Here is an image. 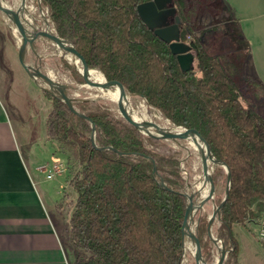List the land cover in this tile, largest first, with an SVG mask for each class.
Listing matches in <instances>:
<instances>
[{
	"label": "trees",
	"instance_id": "obj_1",
	"mask_svg": "<svg viewBox=\"0 0 264 264\" xmlns=\"http://www.w3.org/2000/svg\"><path fill=\"white\" fill-rule=\"evenodd\" d=\"M150 1L42 0V6L58 36L74 44L89 69L120 81L128 96L143 99L175 127L196 129L215 159L228 166L230 191L213 233L227 251L224 264H241L235 226L251 232L252 224L264 220V84L245 75L244 54H218L213 40L207 43L199 34V22L212 16L217 0H173L182 41L195 53L188 72L140 18L138 6ZM62 62L81 83L80 73ZM43 95L52 105L47 138L69 153V166L73 157L79 167L69 169L77 263L184 264L187 181L181 152L146 137L110 101L80 99L76 113L48 91ZM213 179L216 191H224L215 197L219 206L228 174L215 166ZM208 228L202 216L197 235L205 261L213 264Z\"/></svg>",
	"mask_w": 264,
	"mask_h": 264
},
{
	"label": "crops",
	"instance_id": "obj_2",
	"mask_svg": "<svg viewBox=\"0 0 264 264\" xmlns=\"http://www.w3.org/2000/svg\"><path fill=\"white\" fill-rule=\"evenodd\" d=\"M222 1L244 34H264V0ZM1 51L0 264H78L71 243V214L59 207L65 195L76 199L69 183V153L48 140L46 118L51 109L41 108L39 84L9 57L13 51L5 38L2 42L0 30ZM254 75L264 84V48L258 46ZM56 168L60 172L47 179L48 171ZM43 176L64 189L62 198L58 200L60 191L55 193V186L54 191L43 186Z\"/></svg>",
	"mask_w": 264,
	"mask_h": 264
},
{
	"label": "rangeland",
	"instance_id": "obj_3",
	"mask_svg": "<svg viewBox=\"0 0 264 264\" xmlns=\"http://www.w3.org/2000/svg\"><path fill=\"white\" fill-rule=\"evenodd\" d=\"M1 2L7 6V9L12 10L16 9L20 2L26 3L28 12H30L28 14H30L34 19L32 27L34 29H38L39 32L46 31L49 34H56L53 24H51V26L53 27L54 32L51 31L50 27L47 28L44 25L38 12L36 0H1ZM214 8L216 9V13L214 12L216 15L213 13L209 18L202 19L199 22V26L201 27L199 34L203 35V39L207 43L213 40L212 48L218 54H244L245 75L247 77L256 78L254 75L255 50L257 46L258 48H264V34H244L240 26L238 25L237 20L234 18L231 9L222 0H217ZM171 22L173 23V20ZM0 30L2 32V42H4L5 38V42L8 45V50L13 51L9 52V57H12L14 63H16L17 65V61H19V51L22 46V35L19 31H17V27L15 26V24L4 12H0ZM3 55L4 54L1 51L0 63L4 61ZM67 55H69L67 52H64L58 47L52 45L47 38L38 37L36 40L28 43L25 50L24 59L26 65L32 71H41L53 81L60 84L64 88L67 97L71 100V102H75L80 99L105 100L110 101L117 110L115 102L111 101L109 98L103 97L99 89L88 87L85 84L82 76L81 83L77 80V77L74 75L72 70L66 67L62 62V60H65L72 68L78 71L76 65L68 59ZM20 67H22V65ZM37 83L41 88V90H39V95L43 97L41 100V108L46 107L48 108V110H50L52 105L51 102L45 100L43 95V88L54 93L55 91L49 84L45 83L44 81L38 80ZM129 97L137 109L143 110L144 108H146L148 110L149 114L146 120L152 121L159 125L161 124L166 126L167 124H169V126L175 127L157 110L148 107L143 99L139 97ZM156 115H160L163 120H158L155 117ZM161 141H163L168 147L173 148L175 151L181 152V171L184 179H186L187 181L185 193L190 197L194 191L197 177L201 173L198 151L192 148L190 142L187 139ZM160 151H164V149H160ZM78 168L79 167L77 161L72 157L69 169L75 172L78 170ZM42 179L43 181H45V176H43ZM43 183V186L50 187L51 191H54L53 186H55V188L57 189L55 193L60 191L58 200L64 196V189L59 188L55 181H45ZM223 192L224 191L222 188H218L215 197L216 195L223 194ZM72 198H74L73 194H69L68 197H65L62 202V207H65L66 211L68 212H70L71 210L70 202L73 201ZM216 207V201L214 203H207L201 212L195 214V223L199 218L201 219L202 216L208 217L209 220V218L213 215ZM67 217L68 214L65 215L66 219ZM263 221L260 224H252L250 226L251 232H248L240 226H235L234 231L240 246L239 261L241 264H264V238L262 236V234L264 233L262 229ZM194 225L195 224H189V228L193 229ZM215 225H219L218 219H216L214 226ZM189 242L191 243L193 250V241L189 239ZM218 246H221L220 243ZM218 246L212 244L214 253L213 264H216L217 260L220 257ZM185 254L186 255L183 262L184 264H196L191 251L186 250Z\"/></svg>",
	"mask_w": 264,
	"mask_h": 264
},
{
	"label": "water",
	"instance_id": "obj_4",
	"mask_svg": "<svg viewBox=\"0 0 264 264\" xmlns=\"http://www.w3.org/2000/svg\"><path fill=\"white\" fill-rule=\"evenodd\" d=\"M1 1V0H0ZM24 1V0H23ZM37 8L39 15L44 23V25L48 28L52 24L51 21L48 19L45 10L42 6V0H36ZM138 13L144 24L165 43L169 44L170 49L174 55L177 56L181 69L184 72H188L194 69L195 63V53L192 49V46L186 42L182 41L181 38V19L177 16V10L174 7L173 0H152L147 3H143L138 6L137 8ZM0 12L6 13L10 20L15 24L17 27V31L23 37V43L19 51V62L26 71V73L34 80V81H44L45 83L49 84L51 87L55 86V88L59 91V94L48 91L47 89L43 88V90L48 91L53 96L57 97L58 99L62 100L63 102L67 103L72 110L74 109V103L67 97V94L64 88L49 78L46 74L41 71H32L25 63L24 54L28 43L32 42L29 41L27 38V32L23 22L21 20V16L17 11L12 9H4L3 6L0 4ZM174 20L173 23L171 21ZM54 26V25H53ZM47 39L50 43L64 52H67L69 55H72L81 64V69H78L80 72L85 84L90 88H95L99 90H108L113 85H117L120 91V96L117 101H115L117 111L121 117H123L129 124L138 128V130L144 134L146 137L157 139V140H180V139H187V137H192L197 139L200 142V150L198 151V157L200 165L202 166L203 170L208 173V181H207V188L208 192L205 198L199 203L196 204L190 201V197L185 193L186 200H187V209L183 220V250H184V258H185V235L186 230L188 229V233L191 235V241H193V250L192 256L195 260L196 264H208L203 255L200 240L197 235V230L200 222V218L195 223L194 216L196 213L201 212L205 205L209 202H215V194H216V187L213 179L214 168L215 166L223 167L227 174H228V183L225 190V197L221 205L215 208L213 215L209 218V228L208 234L211 240V243L214 245H220V257L217 260L216 264H224L227 259V251L224 249L222 241L218 240L213 233V227L216 219L220 220L221 213L225 204V201L229 195L230 185H231V175L228 166L215 159L210 146L208 145L207 141L203 138V136L196 130V129H187L183 127H176L178 129L177 132L169 133L164 131L161 127H159L156 123L148 120H137L133 119L131 115H129L125 101L127 99V91L123 84L118 80H107L102 83H95L86 77L87 72L91 71L89 69L87 62L83 55L76 49L73 43L64 40L58 36V34L49 35ZM105 77V76H104ZM53 88V87H52ZM54 89V88H53ZM112 101V100H111ZM78 113L77 111H75ZM85 118V116L82 115ZM155 129L157 131L156 134H153L150 130ZM188 140V139H187ZM93 141L95 142V134L93 136ZM210 162V166L206 165V162ZM161 186L166 187V185L161 182ZM189 224H195L194 228H189Z\"/></svg>",
	"mask_w": 264,
	"mask_h": 264
},
{
	"label": "bare ground",
	"instance_id": "obj_5",
	"mask_svg": "<svg viewBox=\"0 0 264 264\" xmlns=\"http://www.w3.org/2000/svg\"><path fill=\"white\" fill-rule=\"evenodd\" d=\"M0 4L3 6L4 9H7V6L2 3L0 1ZM14 11H17L20 16H21V20L23 22V25L25 26L26 32H27V38L29 39V41H34L36 40L38 37H43V38H47L49 35H54V34H49L46 31L43 32H39L38 29H34L32 27V24L34 22L33 17L28 14L30 12H28L26 3L20 2L17 6L16 9H14ZM22 43H23V37H22ZM68 59L70 61H72L76 67L78 69H81V64L78 61V59H76L75 57H73L72 55H67ZM71 63V62H70ZM86 77L88 79H90L91 81L99 84L105 81V77L104 75L97 71V70H91L89 72H87ZM54 88L55 93L59 94V91L55 88V86H52ZM101 94L103 97L109 98L110 100H112L113 102L117 101L119 96H120V91L117 85H113L110 89L108 90H100ZM125 105L127 108V111L129 113V115H131V117H133V119H137V120H146L147 116L149 114L148 110L146 108H144L143 110H139L137 109L134 104L132 103L131 99L129 96H127V99L125 101ZM138 107V106H137ZM144 107V106H143ZM158 120L162 121V117L160 115H156L155 116ZM159 127H161L164 131L169 132V133H174L177 132L178 129L176 127H172L169 126V124L165 125H159L157 124ZM153 134H156L157 131L155 129H151L150 130ZM188 141L190 142L192 148L196 151L200 150V142L192 137H187ZM207 166H210V162L207 161L206 162ZM208 173L205 172L201 166V173L200 175L197 177V182L194 188V191L192 193V195L190 196V201L194 202L196 204H199L207 195L208 192V188H207V181H208ZM186 235H185V247L187 251H191L192 252V245L189 242V239L191 238V235L188 233V229L186 230ZM188 259V258H187Z\"/></svg>",
	"mask_w": 264,
	"mask_h": 264
},
{
	"label": "built area",
	"instance_id": "obj_6",
	"mask_svg": "<svg viewBox=\"0 0 264 264\" xmlns=\"http://www.w3.org/2000/svg\"><path fill=\"white\" fill-rule=\"evenodd\" d=\"M42 170L45 171L46 168L44 167V168H42ZM59 172H60V171H59L57 168L54 170V172L51 171V170H49V171H48L49 174L47 175V179H49V180L53 179V177H54V173H59ZM262 229H263V231H264V221H263ZM262 236H263V238H264V233L262 234Z\"/></svg>",
	"mask_w": 264,
	"mask_h": 264
},
{
	"label": "flooded vegetation",
	"instance_id": "obj_7",
	"mask_svg": "<svg viewBox=\"0 0 264 264\" xmlns=\"http://www.w3.org/2000/svg\"><path fill=\"white\" fill-rule=\"evenodd\" d=\"M172 23V22H171Z\"/></svg>",
	"mask_w": 264,
	"mask_h": 264
}]
</instances>
